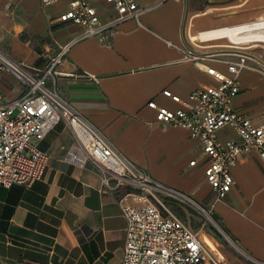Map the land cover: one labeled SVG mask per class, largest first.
Here are the masks:
<instances>
[{
  "label": "crops",
  "instance_id": "0c3cea01",
  "mask_svg": "<svg viewBox=\"0 0 264 264\" xmlns=\"http://www.w3.org/2000/svg\"><path fill=\"white\" fill-rule=\"evenodd\" d=\"M141 3L150 6L141 15L143 27L128 20L118 25L106 42L88 37L68 48L57 67L58 94L116 152L213 214L234 246L221 243L210 225L205 239L227 264L264 262V162L259 154L252 151L239 157L232 169L236 185L216 202L204 176L208 157L198 141L186 128L156 121L155 110L147 105L154 100L159 107L176 110L180 103L165 96L163 90L186 99L194 88L215 84L212 76L184 60L177 47L188 44L192 34L257 18L264 12V0ZM65 8L66 1L43 6L41 0H0V45L5 40L13 42L14 59L42 66L48 56L82 31L78 25L57 20ZM99 16L106 20L109 13L100 9ZM23 31L28 40L32 35H46L49 41L43 51L20 41L17 36ZM223 39L210 41L223 43ZM211 65L225 71L221 63ZM13 79L10 74L3 75L7 97L20 93L6 87ZM238 83L240 92L234 106L255 124H264V77L245 69L238 75ZM217 137L237 136L224 127ZM73 141L65 122H57L36 143L48 154L43 176L29 186L0 185L1 264L120 263L126 218L116 194L100 191L99 170L93 161L80 169L63 160ZM191 160L196 163L190 165Z\"/></svg>",
  "mask_w": 264,
  "mask_h": 264
},
{
  "label": "built area",
  "instance_id": "2783aa9c",
  "mask_svg": "<svg viewBox=\"0 0 264 264\" xmlns=\"http://www.w3.org/2000/svg\"><path fill=\"white\" fill-rule=\"evenodd\" d=\"M60 1H66V8L57 20L78 25L82 31L56 54L48 56L42 66L16 61L0 48V185L29 186L39 180L44 174L48 154L36 143L57 122L64 121L74 141L63 160L80 169L88 160L93 161L99 170L100 191L116 194L126 218L119 264H227L226 258L205 239L210 223L218 227L211 212L185 193L155 180L116 152L57 91L56 80L60 75L57 67L72 44L88 37L106 42L118 25L128 20L143 27L141 15L150 6L142 5L141 0H41V3L50 6ZM100 9L109 13L106 20L100 19ZM188 39V44L177 47L183 59L204 70L216 83L194 88L186 99L163 90L165 96L180 103L176 110L159 107L154 100L147 105L155 110L156 121L186 128L190 137L198 141L202 153L208 157L205 180L216 202H220L237 183L232 169L240 156L255 151L264 162V124H255L233 104L240 92L238 75L243 70H254L264 77V42L220 43ZM212 63L223 64L225 71L218 70ZM5 73L21 82L18 95L7 97L5 94L2 87ZM88 77L95 79L91 75ZM224 127L233 129L237 137L219 140L217 131ZM195 163L191 160L189 164ZM164 198L203 212L205 220L197 229H192L167 210L162 202Z\"/></svg>",
  "mask_w": 264,
  "mask_h": 264
},
{
  "label": "rangeland",
  "instance_id": "374dc122",
  "mask_svg": "<svg viewBox=\"0 0 264 264\" xmlns=\"http://www.w3.org/2000/svg\"><path fill=\"white\" fill-rule=\"evenodd\" d=\"M260 16H264V12ZM260 16H258V17H260ZM257 18L250 20L248 22H244V23H251V22L255 21ZM237 25H239V24H237ZM24 26L26 27L27 25L25 24ZM226 27H228V26H226ZM17 37L24 44H28L29 47H36L38 49H42L41 51H43L44 45L46 43H48V41H49V38L44 34L43 35H32L31 40H28L25 38L26 35H25L24 31L21 32ZM222 38H224L223 40H225L224 41L225 43L231 42L226 37H222ZM249 43H253V42H249ZM13 47H14V43L13 42L10 43V42H8V40L3 41L0 45V48L4 52H6L10 57L12 56V58L15 57V55L12 54L13 53L12 52ZM14 60H16V59H14ZM16 61H18V60H16ZM21 62H23V61H21ZM25 63L30 64L28 61H25ZM6 87L12 89L13 92H15V93L21 91V89H22L21 82L16 80V79H13L10 82L8 81L6 83ZM162 202L164 203V206L167 208V210L169 212H171L172 214H174L175 216H177L178 218L183 220L192 229L196 228L200 222L205 220V214L203 212L196 211L195 209L191 208L190 206H187L185 204L179 203L175 200L168 199V198H164ZM210 215H211L212 219L215 221V223L220 228H222L220 223L218 222V220H216V218L213 216V214H210ZM209 225H210V229H212L215 232L216 237L219 239V241L221 243H223L227 247H229V246L232 247V244L228 241L226 236H224L217 229V227H215L212 223H210Z\"/></svg>",
  "mask_w": 264,
  "mask_h": 264
},
{
  "label": "bare ground",
  "instance_id": "6f19581e",
  "mask_svg": "<svg viewBox=\"0 0 264 264\" xmlns=\"http://www.w3.org/2000/svg\"><path fill=\"white\" fill-rule=\"evenodd\" d=\"M222 37H226L233 43L264 42V16L258 17L251 23H242L235 26L218 28L216 30L201 32L196 35L192 34L190 38L192 40L197 39L198 41V39L210 40Z\"/></svg>",
  "mask_w": 264,
  "mask_h": 264
},
{
  "label": "water",
  "instance_id": "95a60500",
  "mask_svg": "<svg viewBox=\"0 0 264 264\" xmlns=\"http://www.w3.org/2000/svg\"><path fill=\"white\" fill-rule=\"evenodd\" d=\"M218 227H219V226H218ZM218 227H217V229L223 233L222 229H221L220 227H219V228H218ZM223 234H224V233H223Z\"/></svg>",
  "mask_w": 264,
  "mask_h": 264
}]
</instances>
